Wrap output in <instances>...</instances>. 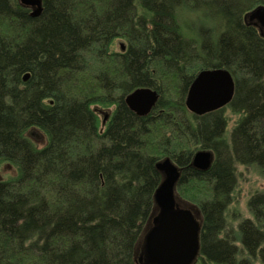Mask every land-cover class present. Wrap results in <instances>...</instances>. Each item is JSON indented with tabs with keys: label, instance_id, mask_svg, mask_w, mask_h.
Returning a JSON list of instances; mask_svg holds the SVG:
<instances>
[{
	"label": "trees",
	"instance_id": "16d2710c",
	"mask_svg": "<svg viewBox=\"0 0 264 264\" xmlns=\"http://www.w3.org/2000/svg\"><path fill=\"white\" fill-rule=\"evenodd\" d=\"M260 4L42 0L34 17L19 0H0V165L16 168L0 178V264H141L163 157L182 168L177 191L202 215L196 261L264 264V193L236 233L226 217L237 165L264 168V36L245 17ZM206 68L228 69L235 94L196 115L185 99ZM140 87L159 93L147 115L125 101ZM95 105L113 106L103 130ZM227 109L239 115L229 133ZM34 128L47 137L42 147L26 135ZM200 149L214 152L207 170L192 166ZM192 183L204 194L189 193Z\"/></svg>",
	"mask_w": 264,
	"mask_h": 264
},
{
	"label": "water",
	"instance_id": "95a60500",
	"mask_svg": "<svg viewBox=\"0 0 264 264\" xmlns=\"http://www.w3.org/2000/svg\"><path fill=\"white\" fill-rule=\"evenodd\" d=\"M20 4L31 8V16L42 12V0H19ZM246 19L257 20L264 36V4H260L246 14ZM29 77L27 73L24 80ZM235 94V80L228 69L206 68L200 70L192 81L185 104L196 114L205 113L227 106ZM159 98L157 90L140 87L125 96L127 105L138 115H147ZM214 161L212 150L200 149L192 156V166L207 170ZM157 168L163 178L155 191L154 202L159 210L153 218L144 239L142 264H193L201 250L202 219H198L192 209L183 207L177 200L176 187L182 175V168L170 157L161 159Z\"/></svg>",
	"mask_w": 264,
	"mask_h": 264
},
{
	"label": "rangeland",
	"instance_id": "374dc122",
	"mask_svg": "<svg viewBox=\"0 0 264 264\" xmlns=\"http://www.w3.org/2000/svg\"><path fill=\"white\" fill-rule=\"evenodd\" d=\"M184 20L186 23L187 22L195 23L199 19H184ZM247 21L252 24L254 22H257V20L251 21L248 18H247ZM208 23L209 22H206V23L204 22L203 24L205 26H208ZM195 24L199 25L200 23H195ZM255 26L259 29V31H261L260 30L261 27L259 25L256 24ZM125 45H126L125 39L118 38L115 40L113 49L116 51H120L125 48ZM94 108L99 118L100 130H103V128L105 127V123L107 121L108 115L111 113L113 106L95 105ZM226 115L229 119V124L227 128L228 133H229V131H231L232 127L234 126L235 121L238 119L239 115L233 114L230 109L226 110ZM26 135L30 139H32L38 147L44 146L47 142L46 135L44 134V132H42L39 129H36V128L30 129L26 132ZM162 159H164V157ZM15 174H16V168L11 163L3 162L0 165V178L8 179ZM188 190H189V193H192L197 197L204 194L203 185H197L195 183H192L188 187ZM258 193H264V168H258L252 165L238 164L237 165V184L232 194L231 203L229 204L227 212H226L229 231L231 230L233 231V233L235 231L236 233L238 225L242 220L246 218L252 219V214L249 209L248 202L252 196ZM176 197L181 206L192 209L196 217L200 220L202 219V215L198 207V204L197 202H195V200L194 201L190 200L189 198L191 197L190 194L184 197L182 193H179L177 191V187H176ZM158 212L159 210L157 209V206H155L154 211L152 212L149 220L144 225L142 232L140 233L138 242H137L136 255L139 258V261L141 264L142 262L140 260V257L141 255H143V251H144V239H145L147 232L149 231V228L153 225V218L156 216V214H158ZM196 260L194 261L193 264H200ZM253 264H263V263L260 261L259 258H256Z\"/></svg>",
	"mask_w": 264,
	"mask_h": 264
},
{
	"label": "flooded vegetation",
	"instance_id": "af4514ba",
	"mask_svg": "<svg viewBox=\"0 0 264 264\" xmlns=\"http://www.w3.org/2000/svg\"><path fill=\"white\" fill-rule=\"evenodd\" d=\"M255 25V24H254Z\"/></svg>",
	"mask_w": 264,
	"mask_h": 264
}]
</instances>
